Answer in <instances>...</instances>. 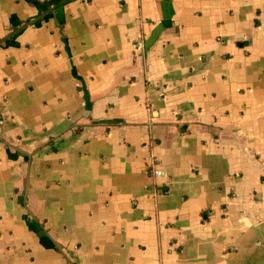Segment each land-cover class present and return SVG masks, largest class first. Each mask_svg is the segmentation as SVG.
I'll use <instances>...</instances> for the list:
<instances>
[{"label": "crops", "instance_id": "1", "mask_svg": "<svg viewBox=\"0 0 264 264\" xmlns=\"http://www.w3.org/2000/svg\"><path fill=\"white\" fill-rule=\"evenodd\" d=\"M0 264H264V0H0Z\"/></svg>", "mask_w": 264, "mask_h": 264}, {"label": "built area", "instance_id": "2", "mask_svg": "<svg viewBox=\"0 0 264 264\" xmlns=\"http://www.w3.org/2000/svg\"><path fill=\"white\" fill-rule=\"evenodd\" d=\"M152 164H150V169H151V174L154 178H157L159 176H161L164 173L163 168H161V166L158 165L157 162H151Z\"/></svg>", "mask_w": 264, "mask_h": 264}]
</instances>
